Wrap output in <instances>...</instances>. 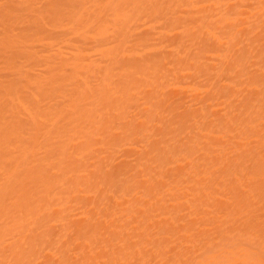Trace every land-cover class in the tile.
<instances>
[{"label": "bare ground", "instance_id": "6f19581e", "mask_svg": "<svg viewBox=\"0 0 264 264\" xmlns=\"http://www.w3.org/2000/svg\"><path fill=\"white\" fill-rule=\"evenodd\" d=\"M0 264H264V0H0Z\"/></svg>", "mask_w": 264, "mask_h": 264}]
</instances>
